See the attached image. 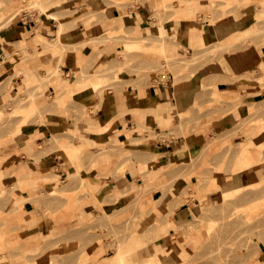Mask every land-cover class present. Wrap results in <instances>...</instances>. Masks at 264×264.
<instances>
[{
  "label": "rangeland",
  "instance_id": "rangeland-1",
  "mask_svg": "<svg viewBox=\"0 0 264 264\" xmlns=\"http://www.w3.org/2000/svg\"><path fill=\"white\" fill-rule=\"evenodd\" d=\"M63 1L65 0H0V29L23 19L25 21H29L31 18L34 21L42 19L49 23L53 20V16L68 20V24L64 25L61 32L57 29L56 37L37 34L33 42L21 41L16 45V49L21 54L20 65L26 66L19 70L15 68L13 72V75L22 76L21 86L12 83L11 76L6 77L8 74L2 71L0 65V106L2 107L0 110L3 112L0 116V145L12 142L17 134L27 129L29 124L44 123L48 108L60 104L57 97L61 90L58 91V88L53 84L56 87V96L51 97L49 92L44 93V87L53 79L62 76L71 77L72 72L66 76L67 74H64L60 69L62 64L69 63L64 60L67 54L76 58L72 71L75 74L79 73L78 71L81 72V75L78 74L81 80L74 84V87L83 84L88 73L94 72L93 74H95L96 71L107 66H101L104 59L96 58L103 52V49L98 50L96 56L91 59L86 60L82 57V48L89 42H93L95 45H106L108 40H116L125 50L123 53V50L119 49L115 59L109 62L110 65L114 62L116 66L121 63L119 66L120 68L122 66L124 70L117 71L119 66L114 67L113 65V68L109 72L107 71V75L105 73L99 83L93 84L101 93L108 87L119 86L121 82L124 85L129 83L139 85L140 83L137 84L135 80H129L132 77L141 82H145L150 77L167 79L168 73L174 76L175 81L195 76L198 78L199 76L195 74L200 65L225 52L245 48L250 43L258 45L259 41L264 39L263 21V26L260 24L259 26L262 27L258 26L262 31L256 30V34L254 35L255 32L252 34L253 37L251 35L250 38L239 40L230 50L209 51L212 54L204 51L208 56L207 59L205 58L206 61H204L205 59L201 60L202 56L198 55L202 51L196 53L200 56L199 58L195 54L196 59L191 57L195 53L191 51L186 57L173 60L161 54V50L159 54L157 52L156 44L164 46L166 40L161 41L162 43L157 41L156 44L154 41L150 42L157 49L156 47L153 49L152 46L153 50H149L155 52L148 49V51L145 49L144 51L141 48L142 45L139 46L147 40H140L142 42H138L137 45L134 42L135 38L130 37L129 30H123L125 17V20H121L119 23L122 28H117L113 32H104L89 27L90 21H98V12L108 14V10L118 7L122 11L128 10L131 13L138 6L146 7L145 0H104L102 4L92 3L75 11L69 10L68 4ZM198 2L197 9H185L186 3L182 0L159 2L157 9L149 14L158 25V28L151 31V34L158 35L159 25L162 24L164 18L184 20L191 32L198 31L206 22L210 24L226 22L232 16H236L235 12L238 10L241 14L249 11L247 16L251 18L246 22V25H242L241 28H243L254 19L260 9L264 11V0H198ZM59 9L62 10L56 11ZM16 12L18 13L15 15ZM56 12L60 13L52 14ZM261 19L264 20V14ZM80 23L84 24L87 29L86 37L79 35L81 29L77 26H80ZM190 24L191 26L195 25L196 28H191ZM211 26L213 25L211 24ZM72 28H76L72 35L65 34ZM112 35L115 37H111ZM80 36H83L81 41H79ZM92 36L97 37L90 41L89 38ZM167 37L178 39V35L167 34L165 39ZM129 38H133V40ZM131 40L134 43L128 44L127 42H131ZM218 40L222 41L220 37L212 38L209 42H202V46L193 47V50L197 51L200 47L208 48ZM144 47L147 48L145 44ZM204 52L202 53L204 54ZM123 55H125L124 58ZM190 58H194V62L192 59L190 64L184 61V59ZM263 59L264 56L260 63ZM260 63L251 73L244 75L249 83L255 82L259 86L253 91L244 92V94H259L256 97L257 100L243 104L245 110L242 111L239 121L232 128L219 133L211 130L208 135H205L204 144L206 143V146L198 155L191 156L192 158L187 160L189 168L187 167L186 171L181 170L179 173L171 174L170 178H164L159 181V184H156L157 180L146 179L144 174L140 181L128 182L124 189L114 192H110L105 187V183L97 181L95 182L98 184L97 187L88 182L91 180L86 178V172L98 165L97 161L103 154H115L117 158L120 155L129 154L128 150L126 152L123 150L124 145L117 140L108 143L96 140L99 143H87L90 144L87 145V148L86 143L83 142L84 149H82L83 144L80 145L81 149L77 144L71 148V141L74 145L76 139L84 134L70 132L71 135L60 137L54 142L46 139L43 143L34 145L33 151L27 153L39 163H41L39 160L41 157L48 155L49 159L43 163L49 164L52 160L51 157L60 152L63 153L67 162L62 166L63 172L54 168L50 169L49 173L44 174L45 178L44 175L41 176L43 179L40 182L33 181L35 185L32 188L14 180L15 193L26 190L27 195L21 194L13 199V196L16 197L14 192L8 194L6 190H0V264H100L107 258V262H111L119 246L127 248L130 244H134L135 233L140 234L141 241L139 247L135 245L137 256L133 258V255L128 254L127 262L124 264H250L259 251L264 248V165L252 169L251 173L249 172L250 178L247 180L245 178L240 183L236 182L234 178L232 179L233 173L229 172L237 159V156L233 155L234 148L239 144L249 149H255V153L261 155L264 160V150L259 154L256 149L259 141L264 142V130H261L264 128V68H261ZM30 65L36 67L33 68ZM204 87L201 83L198 84V89H201L200 92L203 96L202 100L200 103L195 102L188 111L180 114L178 131L172 129L174 136L183 134L185 127L192 128L198 124L209 123L213 119L219 118L223 113L236 109L242 103L241 101H244V95H239L238 90L236 92L239 95V101L232 99L230 92L216 88L218 93H213L214 87ZM16 95L19 97H14ZM16 98L20 102H25L26 106H29L31 100L36 101L37 107L31 111V115L24 113L23 116L22 113L25 110L23 111L22 107L24 105L22 106V103H20L21 105L15 104L20 106L22 112H20L21 110L15 111L16 106L14 105L13 108L10 101L13 99V102L16 103L19 101ZM195 112L204 113L195 115ZM148 132L149 138L146 141L168 136V134L159 135L150 129ZM214 137L218 138L215 143H207ZM201 156L206 162L203 166L201 165L203 170L201 167L199 172H195L196 161H199ZM125 164L123 162L119 165L114 162L108 174L124 175ZM238 165H242V163ZM218 167H221V172ZM201 170H205L207 173L202 175ZM216 172L219 174H215ZM192 176H194L193 179H191ZM239 185L243 187L234 193V199L223 200L222 192L224 190H234ZM244 185H248V187ZM99 190L104 192L101 194ZM156 190H160L162 195L158 197L153 195ZM216 190L217 194L206 198L207 192ZM249 191H255V193H248ZM120 192L126 197L118 203L119 197L117 198L115 195ZM189 200L192 202L198 200L199 202L196 211L191 214L190 218L186 221L169 222L174 207ZM24 205L31 210L26 217H22ZM84 206H87L88 212L83 213L84 210H82L78 220L73 221V226L62 229L54 226L58 215L63 214L66 217L71 214L74 216ZM12 215L18 216L17 220L6 226L9 220L7 217ZM40 220H42L43 228L24 230L34 227ZM161 224L168 227L162 238L163 244L169 243L166 248L171 251L175 247L181 246L185 251L183 261L168 262L158 258L154 261L153 255L148 253L156 248L151 245L148 235L157 230ZM194 232L199 235V239L192 238L191 241L190 237L194 235ZM180 251H182L181 248ZM115 264L119 263L115 262Z\"/></svg>",
  "mask_w": 264,
  "mask_h": 264
},
{
  "label": "crops",
  "instance_id": "crops-1",
  "mask_svg": "<svg viewBox=\"0 0 264 264\" xmlns=\"http://www.w3.org/2000/svg\"><path fill=\"white\" fill-rule=\"evenodd\" d=\"M103 1L104 0H65L63 3L68 4L69 10L75 11L87 7L92 3L102 4ZM163 1L165 0H145L144 5L146 7L141 8L138 6L135 11L131 13L126 9V11H122L118 7L109 8L108 14L98 12V21H90L89 27H94L96 30L104 32L107 30L113 31L118 28L117 26L120 25V21L126 18L123 30H129L131 36H134L133 38L140 37L146 33H152L151 31L158 28V25L155 23V19L150 17L149 14L157 9L159 2ZM182 2L186 3L185 9H191V6L197 9L199 5L198 0H187V2L182 0ZM60 10L62 9L56 11ZM248 12L249 11L241 14L238 10L235 12L236 16H232L226 22L211 23L213 25L212 34L215 35L216 38L220 37V39L223 40L229 35L240 32L244 28H241L242 25H246V22L251 19L247 16ZM246 16L247 18H245ZM163 20L164 21L160 25L164 26L165 35H178L177 40L173 37H167L165 39V45L163 46L165 57L173 60L186 57L188 53L193 51V47L195 46H202V38L207 35L206 30L211 25L209 22H206L198 31L190 32V28L188 24H185L184 20L169 18H164ZM80 24V26H77V28L81 29L79 35H85L86 37L87 29L84 27V24ZM190 27L196 28L195 25L191 26V24ZM57 28L58 22L55 21V19L47 23V21L42 19L34 21L31 18L29 21L23 19L22 21L14 22L0 29V65L2 71L8 74L6 77L11 76L12 83L19 86L22 85V76L13 75V72L15 68L19 70L26 67L20 65L21 54L20 51L16 49V45L21 41L26 43L33 42L37 34L46 37H56ZM74 29L68 30L65 34L72 35ZM53 32L54 35L52 36ZM82 37L80 36L79 41L82 40ZM101 49H103V52L96 58L104 59L101 66H105L109 64L111 60L115 59L119 49L121 50L122 47L116 40H108L106 45H95L93 42H89L82 48V57L86 60L91 59L93 56H96L98 50ZM230 49L231 48L225 49V51ZM263 56L264 39L260 40L258 45L250 43L245 48L225 52L215 59L200 65L195 74L199 76L198 78L195 76L194 78L175 81L174 76L168 73L167 79L150 77L145 82H141L139 79L132 77L129 80H135L137 84H140L132 85L129 83L124 85L121 82L119 86L113 88L108 87L101 93L89 81H85L83 86L73 87L70 92L66 88H62L57 97V101L60 102V104L48 108L44 123L29 124L27 129L17 134L12 142L0 145V190L4 189L8 194H13V192L15 193L16 191L13 189L14 180L20 181L21 185H25L26 187L31 186L32 188L35 185L33 181L40 182L41 179H43L41 176L49 173L50 169L54 168L63 172L62 166L67 162L63 157V153L54 154L51 157V162L49 164H44L43 162L49 159L48 155L41 157L39 159L41 163H39V161H36V159L27 152H32L34 145L43 143L46 139L54 142L60 137L71 135L69 134L70 132L84 134L80 135V137L89 139L93 142L92 144L99 143L96 140L102 141V143L117 140L124 145L123 150H125V152L126 150L129 151V154L120 155L118 158L115 154H103L97 161L98 165L86 172V178L92 181L88 180L92 186L96 185L98 187V184H95V182L98 181L102 184L105 183V187H107L110 192H114L124 189L128 182L140 181L142 179V174L150 181L157 180L156 184H159V181H162L164 178H170L171 174L179 173L181 170L186 171L189 168L187 166V163L189 164L187 160L192 158L191 156L194 157L198 155L202 148L206 146V143L204 144L205 135H208L211 130L219 133L232 128L239 121L243 113L242 111L245 110L243 104L255 102L257 100L256 97H258L259 94H244V92L253 91L255 88L259 87L253 81V83H249L244 75L251 73V71L258 66ZM64 60L69 63L62 64L60 69L64 74H67L66 76H68L70 72H72V75L68 78L63 76L61 78H66L70 81L74 80V82L75 80L77 81L78 78L75 77L76 75L72 71L76 63V58L67 54ZM262 62H264V59L261 63ZM30 66L33 68L36 67L34 65ZM77 77L80 78V76ZM209 77H216V88L218 90L230 92L232 99L237 101H239V95H244V101H241L242 103L238 105L236 109H231L223 113L219 118H215L209 123L195 125L192 128L190 126L185 127L182 132L183 134L180 133L174 136L173 130L176 132L178 131L180 114L188 111L195 102H201V97L203 96L200 92L201 89H198V84L201 83L202 85L201 80ZM57 79H53L50 83L45 85L44 93L49 92L51 97L56 96ZM237 90L239 91V95L236 92ZM45 100L47 101V99ZM33 103L37 106L36 101H33ZM203 113L195 112L194 114L202 115ZM148 129L153 130L159 135L168 134V136L163 138L157 137L153 138L151 141H146L149 138ZM261 130H264V128ZM54 133L56 136L52 137ZM227 134L222 135L228 136ZM217 140L218 138L214 137L207 143L213 144ZM263 147L264 142L259 141L256 148L259 154L263 152ZM233 155H236L237 159L231 166L229 172L231 174L233 173L231 175L232 179L235 175L234 169L238 164L243 163L251 157L261 162V165H258L259 167L257 168L263 167L262 165H264L263 158L261 155L255 153V149L246 148L241 144L235 146ZM203 158L204 157L201 156L199 161H196L197 165L194 167L195 172H199L200 168L205 164L206 161H204ZM114 162H117L119 165L123 162L126 163L124 175L116 176L114 174H108ZM181 164L182 167H180ZM144 167H146V169H144ZM218 169H220V172L222 171L221 167H218ZM252 169L255 168L252 167L243 171L240 182L245 178L246 180L250 178L249 176ZM113 172L115 171L113 170ZM204 173L207 172L204 170L202 171V175H204ZM215 174L219 173L216 172ZM193 178L194 176H192L191 179ZM244 186L248 187V185ZM242 187L243 186H241L240 189L224 190L222 192V198L229 200L234 199V193L238 190L240 191ZM102 192L104 191L99 190V193L102 194ZM248 193H255V191H249ZM21 194L27 195L28 192L26 190H20V192L15 193L16 197L13 196L12 198L16 199L19 195L21 196ZM215 194H217V190L207 192L206 198H210ZM153 195H157L158 197L162 194L160 190H156ZM125 197V194L120 195L118 203L123 201ZM197 204H199L198 200H194L193 202L189 200L186 203L176 205L170 215L169 222L175 220L186 221L190 218L191 214L196 211ZM86 207L84 206L83 209L78 210V213L74 216L69 214V216L67 215L64 217L63 214H57L58 216L55 219L54 226L60 229L73 226V221L78 220L80 216L79 213L82 212V210H84L83 213L88 212ZM22 210V217H26L29 214L28 212L31 211L25 205ZM7 218H9V220L6 226L14 223L18 216L12 215ZM178 223L180 222L178 221ZM35 228H43L42 220L34 227L24 230ZM157 228V230H154L148 235L151 239V245L156 247L154 250H151V253H148L153 255L154 261L156 258L161 260V258L167 257L169 259V256L172 254L170 249L166 248L169 243L163 244L162 242V238L168 227L161 224L160 227ZM38 233H40V231H38ZM193 234L194 235L191 237L198 240L199 235L196 232ZM177 254L180 260L183 261L185 258V251H179ZM107 260L108 258L100 264L107 262ZM250 264H264V248L259 251L258 255L252 259Z\"/></svg>",
  "mask_w": 264,
  "mask_h": 264
},
{
  "label": "bare ground",
  "instance_id": "bare-ground-1",
  "mask_svg": "<svg viewBox=\"0 0 264 264\" xmlns=\"http://www.w3.org/2000/svg\"><path fill=\"white\" fill-rule=\"evenodd\" d=\"M186 2H187V0H185ZM191 9H194L192 6H191ZM93 11V10H92ZM18 12H16L15 13V15L17 14ZM60 13V12H59ZM59 13H52V14H59ZM113 14V13H112ZM264 14V11H263V9H260L259 10V12H258V14L257 15H255V17H254V19L253 20H251V22L249 23V24H247V26L246 27H244L240 32H238V33H235V34H232V35H229L226 39H223L222 41L221 40H218V41H216L212 46H210V47H208V48H198V50L196 51V50H193V53H194V55L192 56L191 55V57H196L195 56V54L196 53H199V52H207V53H209V51H222V50H224V49H229V48H232V47H234L235 45H236V43L239 41V40H242V39H247V38H250V36L254 33V35L256 34V32L258 31V30H260V28L263 26V24H262V22L264 21L263 19H261V16ZM61 15V14H60ZM52 16V15H51ZM113 16V15H112ZM52 18L53 19H55L57 22H58V25H59V27L57 28L58 29V31H62L63 30V28H64V25L66 26V23H67V21L68 20H66V19H62V18H54L53 16H52ZM262 20V21H261ZM68 24V23H67ZM259 24L260 25H262L261 27L259 26ZM103 25V24H102ZM258 26L260 27V28H258ZM104 27H106V26H104ZM118 27V29H120V28H122V26H117ZM264 29V26L262 27V30ZM112 30V29H111ZM257 30V31H256ZM262 30H260V31H262ZM107 31H109V30H107ZM207 31V35L206 36H204L203 38H202V42H204V43H206V42H209L210 41V39L211 38H213V39H215L216 38V36L215 35H213L212 33H213V30H212V26L210 25L209 26V28L206 30ZM264 31V30H263ZM110 32H113V31H110ZM158 32V35H153V34H151V33H146V34H144V35H142V36H140V37H135V39H134V42L137 44L138 42L139 43H141L143 40H147V41H144L143 43H141L139 46H141L142 45V49L144 50H149V49H152V46H153V43L151 44L150 42H153L154 41V43L156 44L157 43V41H159V42H161V41H163L164 42V40H165V28H164V26L163 25H160V27H159V30L157 31ZM260 34V33H259ZM254 35H252V37L254 36ZM117 36H119V35H117ZM116 36V37H117ZM121 36V35H120ZM119 36V37H120ZM124 36V35H123ZM95 37H97V36H95ZM95 37H90L89 38V40L91 41V39H95ZM111 37H115V36H111ZM130 37H132V36H130ZM134 37V36H133ZM251 37V38H252ZM75 38V37H74ZM73 38V39H74ZM122 38V37H121ZM129 39H132L133 40V38H129ZM151 39V40H150ZM131 40V42L129 43V42H127L128 44H131V43H134L133 41ZM140 40H142V41H140ZM86 41H88V40H86ZM146 42H149L148 44H150V46H148V44L146 43ZM162 43V42H161ZM144 44H145V46H147V48H143V46H144ZM138 45V44H137ZM203 45H205V44H203ZM126 46H128V45H126ZM125 46V47H126ZM156 46H158V54H159V51L161 50V54H164V48H163V46H160V44H156ZM156 46H153V49H154V47H156ZM149 47V48H148ZM159 47H160V49H159ZM124 48V47H123ZM152 49V50H153ZM156 49H157V47H156ZM155 49V50H156ZM173 49V48H172ZM123 50V53H124V49H122ZM144 50V51H145ZM147 50V51H148ZM152 50H149V51H152ZM167 50V49H166ZM152 52H155V51H152ZM156 52V53H157ZM199 53L198 55H200V56H202L201 57V60H204L206 57H208L207 56V54H205V52H204V54L206 55L205 57L203 56L204 54L203 53ZM192 53V54H193ZM211 53V52H210ZM209 53V54H210ZM122 54V53H121ZM212 54V53H211ZM197 55V54H196ZM197 55V56H198ZM124 56L125 55H123V58H124ZM200 56H198V58L200 57ZM211 56H214V55H211ZM120 57H122V56H120ZM204 57V58H203ZM190 58V59H188V60H185L184 59V61H187V63H191L192 61L194 62V60L197 58ZM95 59V58H94ZM192 59V61H190ZM207 59V58H206ZM206 59L204 60V61H206ZM80 60V59H79ZM125 60V59H124ZM208 60H210V59H208ZM207 60V61H208ZM190 61V62H189ZM84 64V63H83ZM121 64V63H120ZM120 64H117V66H119ZM109 65V66H108ZM113 65H114V62H113V64L112 65H110V63L109 64H107V66L106 67H104V68H102V69H99V71H96L95 72V74H93V73H88V76L86 75V82L87 81H89L90 83H92V84H97V83H99L100 81H101V79L103 78V76H105V73H106V75H107V71L109 72L110 71V69H112L113 68ZM261 68L263 69L264 68V62H262L261 64ZM116 66V64L114 65V67H117ZM119 68H120V66H119ZM117 69V71H122V70H124V68L121 66V68L120 69ZM79 73H76L75 75V77L76 78H78L77 79V81L75 80V82H74V80H72V81H70V80H67L66 78H62V79H57V81L58 82H56V84H57V87H58V91L59 90H62V88H67V90H71L73 87H74V84H76V83H78L79 82V80H80V78L79 77H77V76H80L81 74V72L80 71H78ZM98 72V74H96ZM78 74H80V75H78ZM91 75V76H90ZM216 79V77H209V78H205L203 81H202V86H207L206 88H212V87H214V91H213V93H218V91L217 90H215L216 89V86H217V81L215 80ZM84 85V83L83 84H81V85H79V86H83ZM75 87H77V86H75ZM74 87V88H75ZM204 87V88H205ZM14 97H19L18 95H16V96H14ZM23 99H24V97H22ZM17 100H19L18 98H16ZM20 99H21V97H20ZM11 101V103H12V105H13V108H14V105L15 104H17V103H19V105H21L20 103H22V106L24 105V103H23V101L22 102H20V100L19 101H17L16 103L15 102H13V99H11L10 100ZM14 101H16L15 99H14ZM2 105V104H1ZM16 106V105H15ZM26 104L24 105V107H22L23 109V111L25 110V112H23L22 113V115L24 116V113H25V115H31V111L33 110V109H35L37 106L33 103V101L31 100V103L29 104V106H26ZM20 108V106H16L15 107V111H20L21 110V108L20 109H17V108ZM12 108V109H13ZM0 109H2V107L0 106ZM22 110L20 111V112H22ZM37 110V109H36ZM30 111V112H29ZM26 112H28V113H26ZM3 112H2V110H0V116H1V114H2ZM56 136V134L54 133V135H52V137H55ZM69 142V141H68ZM83 142L84 143H86L85 144V146H86V148L88 147L87 145H90V144H92L93 142H91L89 139H85V138H83V137H78V139H77V141L74 143V145H73V143H72V141H71V145H70V143H68L71 147L73 146V148L75 147V144H77V145H79V147H80V149L82 148L81 146H82V144H83ZM81 143V144H80ZM87 143H90V144H87ZM81 145V146H80ZM83 146H84V144H83ZM85 146L82 148V149H84L85 148ZM78 148V147H77ZM76 149V148H75ZM79 149V148H78ZM258 165H261V162L260 161H258V160H256V159H254V158H249L248 160H245L243 163H242V165H238L235 169H234V172H235V175H234V180L236 181V182H239L240 183V177H241V175H242V173H243V171L244 170H246V169H248V168H257V167H259ZM134 186V185H133ZM240 187H241V185H239V187H237V189H240ZM134 188V187H133ZM133 188H131V190H133ZM136 189V188H135ZM115 193H117V192H115ZM128 193V192H127ZM126 193V194H127ZM121 195V192H120V194H116L115 196H117V198L119 197V196ZM116 198V197H115ZM223 200H225V199H223ZM192 238L193 237H191V241H192ZM133 242H134V244L133 245H131L130 244V246H128L127 248H123V247H118L117 249H116V251H115V254H114V256H113V258H112V260H111V262H105V263H103V264H115V262H118L119 264H124L125 262H127V255L128 254H131V255H133V258H136V255H137V251H136V247H135V245L138 247V246H140V244H141V241H140V234L139 233H135L134 234V236H133ZM178 246V245H177ZM189 246V245H188ZM181 248V250L183 251L184 249L181 247V246H178V247H175L174 248V250H170L171 251V255L169 256V259L166 257V258H161V261H168V262H177V260H179L180 261V258H179V256H178V254L177 253H179V251H180V248ZM188 248V247H187ZM190 248H191V246H190ZM132 258V259H133Z\"/></svg>",
  "mask_w": 264,
  "mask_h": 264
}]
</instances>
